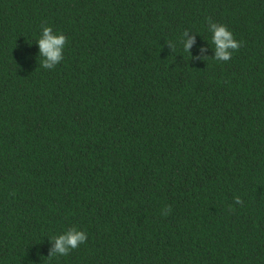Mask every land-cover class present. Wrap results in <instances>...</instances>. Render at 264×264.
I'll use <instances>...</instances> for the list:
<instances>
[{
  "label": "trees",
  "instance_id": "trees-1",
  "mask_svg": "<svg viewBox=\"0 0 264 264\" xmlns=\"http://www.w3.org/2000/svg\"><path fill=\"white\" fill-rule=\"evenodd\" d=\"M0 264H264V0H0Z\"/></svg>",
  "mask_w": 264,
  "mask_h": 264
},
{
  "label": "clouds",
  "instance_id": "clouds-1",
  "mask_svg": "<svg viewBox=\"0 0 264 264\" xmlns=\"http://www.w3.org/2000/svg\"><path fill=\"white\" fill-rule=\"evenodd\" d=\"M212 35L211 43L214 45L215 60L227 62L231 59L232 52L238 50L241 44L237 42L232 33L224 25L210 22ZM186 34V33H185ZM67 38L63 34H54L51 27H42V33L38 40L40 55L43 57L42 67L53 69L63 60V49ZM192 40L184 43V50L187 51L192 44ZM203 51V49L201 50ZM236 204H242L240 197H235ZM170 209H165L167 215ZM54 247L50 252V257L66 256L71 250L77 249L87 240V234L78 231L75 227L67 230L64 234L53 237Z\"/></svg>",
  "mask_w": 264,
  "mask_h": 264
}]
</instances>
